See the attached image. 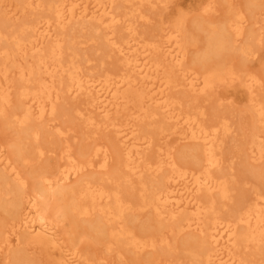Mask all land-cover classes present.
Masks as SVG:
<instances>
[{
  "label": "bare ground",
  "instance_id": "bare-ground-1",
  "mask_svg": "<svg viewBox=\"0 0 264 264\" xmlns=\"http://www.w3.org/2000/svg\"><path fill=\"white\" fill-rule=\"evenodd\" d=\"M171 2L0 0V117L18 134L13 145L0 141V264H98L80 246L75 221L82 218L122 264L129 251L170 245L164 229L196 234L186 250L191 264H264V168L250 171L256 186L228 208L233 188L219 172L220 142L231 126L222 115L206 122L200 106V97L224 86L244 89L249 120L240 154L264 162V78L244 67L264 46V32L247 29L264 27V0H245L219 22H197L195 32L178 11L160 13L149 33H139L138 20L148 19L143 8ZM217 4L199 0L198 8L210 14ZM76 30L110 68L86 67L91 59L78 50ZM233 51L243 66L227 62ZM79 96L64 116L79 121L86 143L75 150L67 140L63 162L27 171L49 152L46 125L69 135L71 126L58 122L60 106ZM100 132L108 133L105 142L94 139ZM170 139L193 145L186 162ZM139 209L152 213L156 232L129 227L126 216Z\"/></svg>",
  "mask_w": 264,
  "mask_h": 264
},
{
  "label": "rangeland",
  "instance_id": "rangeland-1",
  "mask_svg": "<svg viewBox=\"0 0 264 264\" xmlns=\"http://www.w3.org/2000/svg\"><path fill=\"white\" fill-rule=\"evenodd\" d=\"M199 0H173L169 3L167 7L163 5L158 6L157 9L153 10L149 7L143 8L142 12L147 16V20H138L137 28L139 33L147 34L149 30L155 26V23L159 19V14L161 13L163 18L166 19L167 15L178 11L177 13L183 14L186 17V27L190 32H195V25L197 22L201 23H210V22H219L223 20L230 11L238 7H244L245 0H217L216 11L210 14L203 13L198 8ZM247 2V0H246ZM170 14V15H171ZM184 14H187L184 15ZM174 16V15H172ZM171 16V17H172ZM174 18V17H173ZM247 29L254 31L256 33H263L264 27L260 25H249ZM77 33L78 41H80L79 51L81 54L88 55L91 59L89 63L86 64L88 69H97L100 68H110L111 65L110 59L103 56L95 55V42L91 41L87 34H83L78 30ZM204 34L198 32V44L195 46L200 48L201 43L203 44ZM243 42V41H242ZM240 45V43H238ZM194 47V48H195ZM193 48V49H194ZM264 46H259V52H261L258 57L251 58L249 61L245 62L244 67L254 70L256 73L260 74L264 78V63L262 61V56L264 54ZM196 49L191 50V57L195 55ZM227 62L239 67L243 66L240 56L236 52H231L227 55ZM83 99L79 96L77 98L66 97V100L61 103L60 109L63 111L62 116L58 122H61L63 125H69L71 127L66 128L69 132L65 138L57 136L54 132V129L46 125L45 130L42 135L45 137L44 140L47 141V149L49 152L40 158L34 160V164L28 168L27 171L32 169H39L42 167L51 168L59 162H63L64 159L60 160V147L64 145L65 141L68 140V143L72 145V148L75 150L81 147L86 143L85 141V131L82 129V125L79 126V121L75 119H66L64 113L67 111L69 104L81 103ZM200 106L203 109L205 115L204 120L206 122H212L214 118L218 115L226 116L231 126V130L228 134L222 135L220 142V147L222 154L224 156L225 162L219 171L222 174H226L230 182H232L233 191L230 194V198L227 202L228 208H231L239 199H241L247 192L253 189L257 180L252 177L250 171L252 169H262L264 168V162H253L249 157H244L243 154H240V150L244 147L248 132L245 131L243 127L245 123L248 122L249 117L247 113H244V109L248 107L247 95L244 89L240 88L239 85L233 84L230 87L224 86L219 91L214 92L210 96L203 98L200 97ZM46 123L47 121L41 122ZM40 125H45L41 124ZM49 123H51L49 121ZM107 134L105 132H100L95 136V140L98 139L102 142L106 141ZM17 131L12 127H9L6 124V121L3 117H0V141L5 145H13L17 142ZM168 143H174L172 139L168 140ZM165 145V144H163ZM176 151V156H180L181 159L186 162L187 152L193 149V145L190 143L182 144H173ZM246 147V145H245ZM98 172H91V174H97ZM136 181V176L133 177V182ZM125 190L129 193V196L132 193V188L126 186ZM92 219V218H90ZM126 219L128 221L129 227L138 235L150 234L156 232L157 223L155 222L152 213L145 210H137L130 212ZM89 218L77 219L75 224L77 226L76 230L79 235H81L85 242L80 244L81 247L87 249L95 259L98 264H122L118 259L117 252L113 246V251L109 252L103 243L97 242L94 234L90 232L87 228ZM123 222H121L122 224ZM66 227L67 223H63ZM85 231L90 232L89 234ZM166 236L169 237L170 245H159L155 249H148L145 252L133 253L128 252L124 258V264H150L151 261L155 258L162 260L174 261L175 264H191L190 259L187 256L186 250L189 249L195 239L196 234L182 232L178 235L172 234L164 229ZM99 239V238H98ZM106 243L108 241H105ZM169 247L174 250L169 252L167 251ZM33 258L34 255L32 254ZM130 260L132 262L130 263Z\"/></svg>",
  "mask_w": 264,
  "mask_h": 264
}]
</instances>
